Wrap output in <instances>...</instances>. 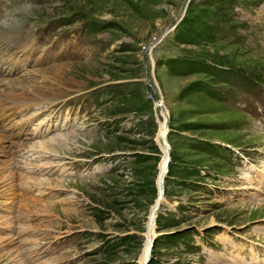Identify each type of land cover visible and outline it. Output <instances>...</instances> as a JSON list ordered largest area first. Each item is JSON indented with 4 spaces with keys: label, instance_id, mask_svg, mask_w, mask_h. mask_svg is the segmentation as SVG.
I'll use <instances>...</instances> for the list:
<instances>
[{
    "label": "rangeland",
    "instance_id": "1",
    "mask_svg": "<svg viewBox=\"0 0 264 264\" xmlns=\"http://www.w3.org/2000/svg\"><path fill=\"white\" fill-rule=\"evenodd\" d=\"M25 8L40 17L78 10L55 32L45 60L35 61L43 50L25 55L29 78L54 98L49 116L73 123L61 144L46 146L47 166L0 160V264H39L40 231L41 264H264V85L237 72L264 84V0H54ZM192 17L214 28L201 33L188 24ZM96 19L113 22L100 31ZM183 31L189 41L178 39ZM167 58L212 69L173 70ZM109 81L117 94L97 106L76 98ZM1 93L6 103L10 93L26 96ZM27 127L23 120L14 138ZM93 165L109 166L94 172ZM20 174L31 175V190L22 191ZM12 210L28 214V223L11 215L26 232L2 221Z\"/></svg>",
    "mask_w": 264,
    "mask_h": 264
},
{
    "label": "trees",
    "instance_id": "2",
    "mask_svg": "<svg viewBox=\"0 0 264 264\" xmlns=\"http://www.w3.org/2000/svg\"><path fill=\"white\" fill-rule=\"evenodd\" d=\"M213 5V4H212ZM109 22H113V21H110V20H107V21H105V22H102V23H98L97 24V26L96 27H98V28H104V27H107L108 26V24H110ZM187 22H188V24H192V25H194L196 28L198 27H200V29H199V32H201V33H203V32H210V31H212V29L214 28V26L212 25V24H210V25H207V24H201L198 20H197V18L196 17H192L190 20H187ZM89 25H90V23H89ZM92 26H95L94 25V23L92 22ZM200 33V34H201ZM173 34V37H174V35L176 36V37H178V34H174V33H172ZM178 39L179 40H181V41H185L184 39H186V40H188L189 38H188V35L185 33V31H183L182 32V35L181 36H179L178 37ZM190 40V39H189ZM188 40V41H189ZM121 47H122V45H120ZM119 46H117L116 48H118ZM166 62H167V64H168V66L171 68V69H175L176 67H177V65H179V64H183V63H185L186 65H187V67H186V69L185 70H183V71H187V70H189V71H194V70H204V71H210L212 68L208 65V64H206V63H204V62H198V61H196V60H190V59H188V60H185V59H181V60H179V59H175V58H167L166 60H165ZM233 69H235V68H233ZM218 71H219V74L218 73H216V77L218 78V79H221V77H223V74H224V70H219V69H217ZM235 70H237V69H235ZM240 71V70H239ZM241 73H244V71H240ZM245 74L246 75H249V76H252V75H250V74H248V73H246L245 72ZM253 78H255L254 76H252ZM255 79H257V78H255ZM258 80V79H257ZM115 84H116V82H111V83H106L105 84V86H103L102 87V89H101V91L103 90V89H106L107 88V93L109 94V96L108 97H111L112 96V94H117V89H116V87H115ZM203 144H206L208 147H209V149L208 150H210L211 152H214V154H216V155H220L219 153H218V151L216 150V148H215V144H213L212 142H210V141H206V140H204V142H203ZM214 145V147H213V145ZM136 156L137 157H139V156H141L140 154H136ZM140 159V158H139ZM178 236L177 235H175V237H173V240L174 239H176Z\"/></svg>",
    "mask_w": 264,
    "mask_h": 264
},
{
    "label": "water",
    "instance_id": "3",
    "mask_svg": "<svg viewBox=\"0 0 264 264\" xmlns=\"http://www.w3.org/2000/svg\"><path fill=\"white\" fill-rule=\"evenodd\" d=\"M160 35V34H159ZM159 37V36H158ZM153 89V91L155 90L154 89V87L152 88ZM155 101L157 102V104H158V106H159V112L161 113V112H163V114H164V116H165V123L167 122V114L165 113V109H164V107H163V105L159 102V100H158V97L157 96H155ZM167 128H165V130H164V133H163V139L165 140V136H166V133H167ZM163 142V141H162ZM164 144H165V142H164ZM165 146H166V158H165V161H164V164L166 165L167 164V161H168V149H167V144H165ZM165 172H166V167H165V170H164ZM165 172H163V173H161V176H160V182L162 181V179H163V176L165 175ZM162 190H161V188H160V194L162 195ZM151 242H152V237H151V240L149 241V245H151ZM147 258H148V255H147V257L144 259V262H146V260H147Z\"/></svg>",
    "mask_w": 264,
    "mask_h": 264
},
{
    "label": "bare ground",
    "instance_id": "4",
    "mask_svg": "<svg viewBox=\"0 0 264 264\" xmlns=\"http://www.w3.org/2000/svg\"><path fill=\"white\" fill-rule=\"evenodd\" d=\"M18 96H19V94H15V93L8 94L7 98L9 100V102H7V103L5 102V97H3L2 98L3 100L0 101V108H9V107H11V105L18 103V101L20 100ZM166 125H167V123H166ZM166 166H167V164H166ZM163 178H164V176H163ZM162 186H163V179H162ZM162 192H163V188H162ZM159 195L162 198L163 193H162V195L161 194H159Z\"/></svg>",
    "mask_w": 264,
    "mask_h": 264
},
{
    "label": "built area",
    "instance_id": "5",
    "mask_svg": "<svg viewBox=\"0 0 264 264\" xmlns=\"http://www.w3.org/2000/svg\"><path fill=\"white\" fill-rule=\"evenodd\" d=\"M158 39H159L158 37H157V38H155V39H154V41H153V43H154V42H156Z\"/></svg>",
    "mask_w": 264,
    "mask_h": 264
}]
</instances>
